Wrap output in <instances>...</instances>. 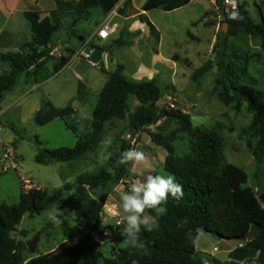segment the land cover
<instances>
[{"label": "trees", "instance_id": "1", "mask_svg": "<svg viewBox=\"0 0 264 264\" xmlns=\"http://www.w3.org/2000/svg\"><path fill=\"white\" fill-rule=\"evenodd\" d=\"M81 0L70 1L65 8L49 13L26 12L24 14L29 23L32 39L22 47L18 53L2 56V60L10 64L11 71L0 75V109L7 94L13 92L25 75H35L45 64L55 61L53 74L59 73L70 62L64 55L58 59L51 56L54 50V38L63 30V22L71 15L84 17L88 4L100 3L106 13L111 10L113 3L119 0ZM193 0H146L142 6L143 12L161 10L166 13L185 8ZM218 12L229 25V35L236 36L244 32L250 36L259 37L264 50V17L261 23H255L250 17L249 0H237V10L228 12L224 0H215ZM224 10V13H221ZM242 19H233V13ZM262 14V13H261ZM151 31L155 28L147 22ZM78 40L83 37L73 35ZM224 34L219 32L214 50H218ZM226 39L224 43H226ZM119 47L127 46L122 40H117ZM224 57L225 49L220 50ZM221 77L217 85L221 87L219 97L225 105L236 100L237 110L241 104L247 105L253 115L248 128L259 138L254 156L260 163L264 158V91L243 82L245 69L237 73L233 67H225L223 61L217 63ZM212 63L200 68L193 75L198 79L207 73ZM108 76V82L97 97V102L91 112L89 130L80 134L73 120L76 111L71 106L57 108L51 102L45 103L43 109L35 114L34 121L39 126H45L56 119L65 122L66 127L77 136L74 147L57 149L40 148L36 163L47 165L50 163H74L82 160L94 152L105 137V124L114 120L126 121V130L130 134L145 132L151 141L163 148L167 156L164 171L172 175L176 182L183 187L184 195L180 200L169 196L166 204V214L157 217L159 227L152 232L142 229L136 246L142 247L141 252L130 249L122 252L113 259L104 258L94 246L86 245L83 239L97 233L102 225V213L107 203L106 194L100 193L109 186L126 183L131 177L130 164H120L121 153L132 147L130 141L117 138L114 150L111 152L109 168L97 173L85 172L78 175L72 184H65L48 195L44 190L35 188L25 192L22 190L18 204H0V264H204L209 259L212 264H238L230 261L221 263L215 258L201 256L197 251V243L193 244L186 237V233L195 235L202 230L219 239L245 240L253 225L259 228V234L243 249L255 248L264 250V193L257 195L253 188L247 186V173L230 163L224 156L222 136L203 127H195L189 114L179 109H158L162 97V88L157 79L133 80L125 75L123 66L114 72L100 67ZM135 98L139 106L134 112L130 109V100ZM157 126V131L150 128ZM172 126L175 129H171ZM10 130L19 138L24 139L27 134L14 126ZM180 134L188 137V152L184 155L177 153L175 143ZM39 145H42L37 140ZM67 194L64 202L74 214L76 224L70 225L61 214V227L67 243L73 245L64 247L50 256L27 261L25 252L27 243L14 237L18 226L25 216L33 218L59 203L63 195ZM156 216L154 211L149 213ZM50 222L46 228L55 229ZM121 235L123 226H115ZM24 234V232H22Z\"/></svg>", "mask_w": 264, "mask_h": 264}, {"label": "rangeland", "instance_id": "2", "mask_svg": "<svg viewBox=\"0 0 264 264\" xmlns=\"http://www.w3.org/2000/svg\"><path fill=\"white\" fill-rule=\"evenodd\" d=\"M49 1L51 0H44L42 6L46 8ZM145 2L146 0H133L132 4V0H122L119 9L123 4L125 8L121 9L119 14L133 17L140 13ZM105 3L108 5V0ZM249 4L250 17L255 23H261V16L264 17V0H249ZM150 14V21L157 27L161 35L159 54H156L158 37L155 35L146 38L138 20L131 18L126 20L122 30L118 32V39L127 43V46L115 49V60L125 67V75L130 79L148 80L153 77L159 81L163 92L158 103L159 110L168 109L170 107L168 99L172 97L175 99L174 109L189 114L195 127L218 132L223 138L226 161L243 169L249 177L247 186L253 188L258 196L263 194L264 158L260 163L256 160L254 150L257 148L259 138L255 136L254 132L248 131L253 115L248 111L245 103L241 104L239 110L236 108V100L230 105H225L219 97L221 87L217 85V80L221 77L217 63L223 61L225 67H233L238 74L242 72V69H245L243 82L264 91V50L261 39L244 32L230 36L228 34L229 26L227 32L223 33L222 28L226 21L218 12L215 0H193L188 7L171 13L154 10ZM101 21L100 13L93 12L90 19L81 24L83 28L81 33L86 39L89 38L96 24ZM70 23L69 20L64 21L65 27ZM133 27L136 28L133 32H129ZM219 32H222L225 37L222 38L220 47L215 51L214 44ZM72 38L73 35L68 36L65 29L54 38L55 46L61 48H58V52H54L53 59H58L60 55L68 53L62 48L66 43L70 47L74 46L77 50L80 48L81 41L78 40V43L74 44ZM225 39L226 43H224ZM222 49H225V57L219 52ZM210 63H212V67L207 73L198 79L193 78L196 71ZM78 65L76 68L66 70L45 88L51 99L57 104H62L63 107L71 104L74 108L77 106L74 99L60 103L64 98L57 87L68 85V95H70L71 84L74 82L75 86L77 74L82 72L81 64ZM142 68H144V75L139 78L138 73H141ZM46 69L51 70L52 66L47 64ZM92 70L96 69L92 68ZM135 70L137 71L135 72ZM37 97H39L38 91L29 96L28 101L33 102ZM96 102L97 95L92 94L84 106H78L79 114L75 115L73 122L77 125L80 134L89 130L92 120L91 112ZM22 104L14 109L3 107L1 111L0 124L6 127V133H11L9 126H14L19 130H24L27 137L19 139L16 136L17 140L11 144L8 143L5 134L0 132V204H18L20 194L24 190L23 179L32 182L34 188L38 186L48 195H52L65 184L74 183L76 177L82 173H97L104 168L110 169L108 164L111 156L105 160L100 146L78 162L37 164L35 159L40 148H72L76 144L77 136L66 127L65 122L61 119H56L45 126L37 125L34 121V114L29 111L23 114L21 109H17ZM138 106L136 99L132 98L130 100L131 112H134ZM79 118L80 120H78ZM126 124L127 122L123 120H114L105 124V136H112V144L108 151L111 153L114 150V142L117 138L130 141L133 148L143 151L148 157L149 167L146 174L150 172L151 174L167 175L164 171L166 151L156 146L145 132H139L133 137L126 130ZM171 129H175V127L172 126ZM150 130L157 131V126L151 127ZM129 135H131L130 138ZM37 140L42 145H39ZM4 146L18 163L19 171L10 168L11 161L5 159ZM175 147L179 155L186 154L188 152V137L180 134ZM8 167L9 169L3 172V169ZM130 171L132 181L137 178L136 166L130 164ZM129 183L109 186L100 192L108 197L105 205L107 209H111L114 205L120 206L119 194L126 190ZM67 194L65 193L62 200L52 207H58L61 214L64 215V220L74 226L76 224L74 214L70 212L64 202ZM52 207H48L47 210L33 218L25 216L18 226L17 232L14 233V237L26 243L40 235L37 251L33 254L29 250L26 251L29 256L37 259L50 256L75 243H67L59 226L46 230L51 222L47 218V211ZM106 229L112 231V236L109 239L103 237ZM203 233V237L197 244L200 255L205 256L212 253L223 259L227 257L225 252L235 251L241 245L246 246L256 238L259 228L253 225L245 240H224L204 231ZM83 243L94 246L106 259L116 258L122 252L130 249L143 251L140 246L133 247L124 244L119 230L117 231L115 228V220L109 216L103 221L101 229L97 233L85 237ZM215 247H217L216 251H214ZM206 261L212 264L209 259Z\"/></svg>", "mask_w": 264, "mask_h": 264}, {"label": "crops", "instance_id": "3", "mask_svg": "<svg viewBox=\"0 0 264 264\" xmlns=\"http://www.w3.org/2000/svg\"><path fill=\"white\" fill-rule=\"evenodd\" d=\"M43 1L44 0H0V75L4 73H9L11 71L10 64L4 62L2 60V56L9 53H18L22 51V47L26 43L30 42L32 39L29 23L24 16L26 12L34 11L40 13H49L60 9L61 7L65 8L66 4L70 1L80 2L81 0H51L48 2V6L46 8L42 6ZM121 1L122 0H119L118 2L113 3V7L111 8V10H109L108 13L104 11L105 9L100 3L98 4L91 3L87 5L88 14H86L84 17H76L74 15H71L68 18H66L64 21L66 20L71 21V23L68 24L69 26L67 27H65V24L63 22L64 24L63 30L64 29L66 30L67 35L69 36L75 34L76 36L83 37L85 39L84 41L80 40L81 41L80 48L77 50L74 46L70 47L68 43H66L62 47L64 50L68 52L62 55L66 57L71 56V58L68 65L65 66L64 69H62L57 74H53V65L55 63V61L53 60L47 63L52 66L51 70L46 69L47 64H45V66L41 70H39L37 74L34 75L31 72V74L25 75L22 78V80L19 82L15 90L6 95L4 101L1 104L0 116L2 114L1 111L3 107L5 109H14L19 104L22 103L23 104L17 109L19 110L21 109L23 111V114L29 111L34 115L38 111L43 109L45 103L47 102H51L57 108L69 107V106L63 107L61 106L62 104H57L56 102H54L51 99L50 94L45 91V88H47L48 85L52 84L55 80H57L64 72H66V70H68L69 68H76L79 66L78 64L80 63L81 64L80 66H82V72L77 74L75 86H74V82L71 84L70 95H68V85H65L64 87L63 86L57 87V89H59V91L62 93V97L64 98L63 100H61L60 103H65L67 101H70V99H74L73 101L77 102L76 108L72 107L71 106L72 104L70 106L75 109L76 115H78L79 114L78 106H84V104H86V101L92 96V94L97 95L98 97V95L103 90L106 83L108 82V76L101 71L100 66H94L82 54H79L82 45L88 40L93 39L92 45L94 46L110 47L111 50L106 55L105 69L109 72H114L119 66H123L118 61L115 60L116 59L115 49L122 48L117 46V40H119L118 32L122 30L126 20L128 19L136 18L138 20L141 27L143 28V31L145 32L146 38L155 35L158 37V45H157L158 48L156 54H159L161 35L157 27L149 19V16L151 15L150 13L154 10L143 12L141 9L140 13L134 15L133 17L132 16L129 17L126 15L124 16L123 14H119V11L125 8L123 4L122 7H120L119 9ZM112 2H114V0H112ZM132 4H133V0H132ZM93 12H99L100 16H102V21L101 23L96 24V27L92 30V33L90 34L89 38L86 39L84 35L81 33V30H83L81 24L89 20ZM147 22H149L155 28L154 31L150 30ZM104 23H108L109 25L113 26L114 32L111 34L109 39L105 41H99L95 39V35L99 27ZM134 28L136 27L131 28L129 32H133ZM73 38L75 37L73 36ZM129 42L132 43V41ZM58 48L61 47L54 46L53 51H55V49ZM92 68H95L96 70L93 71ZM136 71L137 70H135V72ZM138 75H140L139 78H142L141 76L144 75V68L141 69V73L140 74L138 73ZM151 79H153V77H150L148 80ZM141 80H143V78L137 81H141ZM74 89H75V95H74ZM36 91L39 92V97H37L36 100H34L33 102L28 101L29 96L33 95L34 92ZM78 120H80V118ZM5 128H6L5 126H2L0 124V132L5 134L8 143L11 144L15 143V141L17 140L16 135L12 131L11 133H6ZM4 149H6L5 146ZM37 188L41 189L38 186ZM216 250L217 247L214 248V251ZM232 252L233 250H229L225 252L227 257L223 259L218 258L216 254L211 253L208 255L215 258L221 263H225L231 261ZM25 258L27 261L37 259L35 257L29 256L28 253L26 252H25Z\"/></svg>", "mask_w": 264, "mask_h": 264}, {"label": "clouds", "instance_id": "4", "mask_svg": "<svg viewBox=\"0 0 264 264\" xmlns=\"http://www.w3.org/2000/svg\"><path fill=\"white\" fill-rule=\"evenodd\" d=\"M233 19H242L237 13H233ZM112 144V136H105L100 142L101 152L104 159L107 160L111 153L108 151ZM120 164H131L136 166L137 178L130 181L126 190L119 194L120 206L113 213L118 226L122 225L121 235L125 238L124 244L136 246L142 229L147 232H152L159 227L157 217L166 214V204L169 196L176 200H180L183 195V187L178 184L172 175L151 174L148 170L147 155L136 148L124 150L119 159ZM154 211L156 216L149 213ZM61 212L58 207H52L47 211V218L55 226L62 223L60 219ZM189 241L193 244L199 242L204 233L197 230L195 235L190 233L185 234ZM132 264H137L133 260Z\"/></svg>", "mask_w": 264, "mask_h": 264}, {"label": "built area", "instance_id": "5", "mask_svg": "<svg viewBox=\"0 0 264 264\" xmlns=\"http://www.w3.org/2000/svg\"><path fill=\"white\" fill-rule=\"evenodd\" d=\"M224 5L228 9V12H230V11L237 10L238 3H237V0H224ZM113 32H114V27L109 25L108 23H104V24H102L99 27V29H98V31H97V33L95 35V39H97L99 41H105V40L109 39V37L111 36V34ZM92 40L93 39H90L87 42H85L82 45L81 50L79 52V54H82L87 60H89V57L83 53V50L86 48V46L92 45ZM54 52H58V49H55V51H53L51 53V56L54 55ZM93 65L94 66H99V65H96V64H93ZM168 100H169V106H170L169 108L174 109L173 102H175V99L170 97ZM130 137H131V135H129V138ZM5 159H8V160L11 161V167L10 168L19 171L18 163L15 161L14 157L12 156V154L9 152L8 149H5ZM8 169H9V167L3 169V172L7 171ZM23 189H24L25 192L31 191V190L35 189L34 188V184L32 182H30L29 180H24L23 179ZM118 209H119V207L116 206V205L112 206L111 209H107V206H105L104 210H103V213H102V220L105 221V219H107L108 216H109V217H111V218H113L115 220V226H118L116 224L117 217H115L113 215V213H115ZM111 236H112V231L110 229L104 230L103 237L109 239V238H111ZM98 242H100V241H98ZM243 247H244L243 245L240 246V248H243ZM204 264H210V263L205 261ZM238 264H258V263L255 260H248V261L246 260V261H244L242 263H238Z\"/></svg>", "mask_w": 264, "mask_h": 264}, {"label": "water", "instance_id": "6", "mask_svg": "<svg viewBox=\"0 0 264 264\" xmlns=\"http://www.w3.org/2000/svg\"><path fill=\"white\" fill-rule=\"evenodd\" d=\"M225 11L222 10L221 13ZM228 23L223 24L222 32L226 33L228 29ZM73 43L77 44L78 39L73 38ZM111 50L110 47H97L94 45H88L83 50V53L89 57L91 63L99 65L100 67H106V55ZM137 133L133 134V137ZM131 179L128 178L127 182H130ZM40 239V235H37L32 241L27 242L28 250L33 254L37 251V244ZM246 260H255L258 264H264V250H257L255 248H238L231 254V261L242 263Z\"/></svg>", "mask_w": 264, "mask_h": 264}]
</instances>
